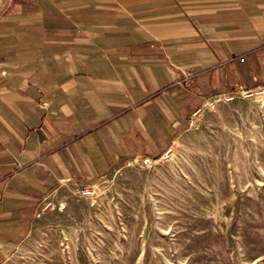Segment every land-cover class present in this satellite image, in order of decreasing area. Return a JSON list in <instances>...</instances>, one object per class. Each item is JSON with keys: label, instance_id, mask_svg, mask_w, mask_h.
<instances>
[{"label": "crops", "instance_id": "obj_1", "mask_svg": "<svg viewBox=\"0 0 264 264\" xmlns=\"http://www.w3.org/2000/svg\"><path fill=\"white\" fill-rule=\"evenodd\" d=\"M0 26V264L41 193L156 156L264 82V0H15Z\"/></svg>", "mask_w": 264, "mask_h": 264}, {"label": "rangeland", "instance_id": "obj_2", "mask_svg": "<svg viewBox=\"0 0 264 264\" xmlns=\"http://www.w3.org/2000/svg\"><path fill=\"white\" fill-rule=\"evenodd\" d=\"M222 89L147 166L41 193L1 264H264V82Z\"/></svg>", "mask_w": 264, "mask_h": 264}, {"label": "built area", "instance_id": "obj_3", "mask_svg": "<svg viewBox=\"0 0 264 264\" xmlns=\"http://www.w3.org/2000/svg\"><path fill=\"white\" fill-rule=\"evenodd\" d=\"M241 92L244 94H247L248 93V91H246V90H243V89H241ZM230 98H232L231 96H227V95H225V94H216V96L214 95V96H211V97H208V98H206L205 100H204V102H203V106L204 107H208V108H211V107H214V106H216V104L217 103H219V102H221V101H223V100H230ZM133 162H135V163H140L139 165H141V166H143V165H146L147 166V164H150L151 163V159L149 158V157H142V158H133V160H131V161H128V162H126L127 164V166H130ZM83 193H88L87 191H83Z\"/></svg>", "mask_w": 264, "mask_h": 264}]
</instances>
